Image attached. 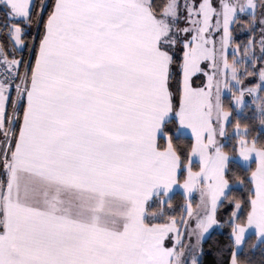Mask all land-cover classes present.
Listing matches in <instances>:
<instances>
[{
    "label": "snow or ice",
    "instance_id": "6c2138e0",
    "mask_svg": "<svg viewBox=\"0 0 264 264\" xmlns=\"http://www.w3.org/2000/svg\"><path fill=\"white\" fill-rule=\"evenodd\" d=\"M0 264H264V0H0Z\"/></svg>",
    "mask_w": 264,
    "mask_h": 264
}]
</instances>
